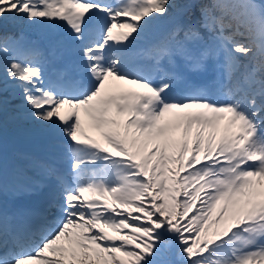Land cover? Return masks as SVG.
<instances>
[{
  "label": "snow or ice",
  "instance_id": "obj_1",
  "mask_svg": "<svg viewBox=\"0 0 264 264\" xmlns=\"http://www.w3.org/2000/svg\"><path fill=\"white\" fill-rule=\"evenodd\" d=\"M9 117L0 264H264V0H0Z\"/></svg>",
  "mask_w": 264,
  "mask_h": 264
},
{
  "label": "rangeland",
  "instance_id": "obj_2",
  "mask_svg": "<svg viewBox=\"0 0 264 264\" xmlns=\"http://www.w3.org/2000/svg\"><path fill=\"white\" fill-rule=\"evenodd\" d=\"M22 130H25V127H22ZM11 135H17V134H20L19 132H17L16 129H14L13 132L10 133Z\"/></svg>",
  "mask_w": 264,
  "mask_h": 264
}]
</instances>
